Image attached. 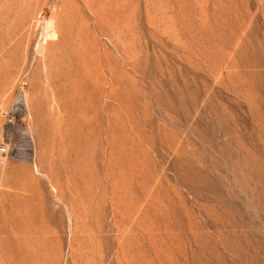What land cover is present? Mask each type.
I'll return each mask as SVG.
<instances>
[{
  "label": "rangeland",
  "instance_id": "374dc122",
  "mask_svg": "<svg viewBox=\"0 0 264 264\" xmlns=\"http://www.w3.org/2000/svg\"><path fill=\"white\" fill-rule=\"evenodd\" d=\"M0 264H264V0H0Z\"/></svg>",
  "mask_w": 264,
  "mask_h": 264
},
{
  "label": "bare ground",
  "instance_id": "6f19581e",
  "mask_svg": "<svg viewBox=\"0 0 264 264\" xmlns=\"http://www.w3.org/2000/svg\"><path fill=\"white\" fill-rule=\"evenodd\" d=\"M9 1H10V0H9ZM11 1H12V0H11ZM13 1H14V0H13ZM10 3H11V2H10ZM27 3H28V2H27ZM22 4H23V3H22ZM17 7H18V6H17ZM8 8H9V7H8ZM27 8H28V6H27ZM27 8H25V9H27ZM10 9H11V8H10ZM21 9H22V8H21ZM63 9H64V8H63ZM19 10H20V9H19ZM13 11H14V10H13ZM22 11H23V10H22ZM24 11H25V10H24ZM65 12H67V11H65ZM69 12H70V11H69ZM18 13H19V12H18ZM21 13H22V16H23V15H24L23 12L20 11V14H21ZM15 15H16V14H15ZM25 16H26V15H25ZM27 16H28V15H27ZM51 16H52V15H51ZM53 16H54V15H53ZM56 16H57V15H56ZM57 17H58V16H57ZM42 18H43V17H42ZM29 19H30V18H29ZM68 19H69V18H68ZM27 20H28V19H27ZM42 20H43V19H42ZM52 20H53V19H52ZM52 20H49V21H51V22H50L51 24H53V23H52V22H53ZM56 20H57V18H56ZM56 20H55V21H56ZM21 21H23V18L21 19ZM38 21H39V20H38ZM49 21H48V23H49ZM61 21H62V20H61ZM68 21H69V20H68ZM25 22H26V21H25ZM46 22H47V21H46ZM46 22H45V23H46ZM22 23H23V22H22ZM62 23L64 24L63 21H62ZM59 24H61V23H59V21H58V24L55 22L54 25H57V26H58ZM63 24H62V25H63ZM68 24H69V23H68ZM42 25H44V24H42ZM57 26H56V27H57ZM64 26H66V25H64ZM64 26H63V28H62L63 30H64ZM68 26H69V25H67L66 27H68ZM45 27H46V26H45ZM45 27H43V28L45 29ZM49 27H50V26H49ZM53 27H54V26H52V28H53ZM56 27H55V28H56ZM59 27H60V26H59ZM32 28H33V27H32ZM44 29H42V30H44ZM46 29H47V27H46ZM56 29H57V31H58V30H61V31H62L61 28H60V29L56 28ZM56 29H55V30H56ZM36 30H37V29H36ZM47 30H48V29H47ZM66 30H68V29H66ZM45 31H46V30H45ZM53 31H54V30H53ZM61 31H60V33H62ZM58 32H59V31H58ZM63 33H64V32H63ZM63 33H62V34H63ZM45 34H47V33H45ZM52 34H53V32H52ZM65 34H66V33H65ZM54 35L57 36V34H55V33L52 35L53 37L49 34V36H51L52 38H55ZM60 35H61V34H60ZM44 36H46V37H47V40L49 39L50 41L56 39V38H55V39H50V37H49L48 35H44ZM61 36H62V35H61ZM61 36H60V37H61ZM77 36H78V35H77ZM48 37H49V38H48ZM67 37H68V36H67ZM75 37H76V36H75ZM57 38H58V36H57ZM78 38H79V37H78ZM42 40H43V39H42ZM44 40H45V39H44ZM44 40H43V44H44ZM62 40H63V39H62ZM67 40H68V39H67ZM69 40H70V39H69ZM75 40H76V39H75ZM27 41H28V40H27ZM57 41H58V40H57ZM57 41H55V42H57ZM28 42H29V41H28ZM52 42H53V41H52ZM52 42H51V43H52ZM74 42H76V41H74ZM41 43H42V42H41ZM57 43L59 44V42H57ZM70 43H71V42H70ZM43 44H42V45H43ZM45 44H46V46H48V45L50 44V42H49V44H48L47 42H45ZM45 44H44V45H45ZM77 44H78V43H77ZM42 45H41V48H42ZM44 45H43V46H44ZM69 45H70V44H69ZM46 46H44V47H45V50H47V49H46ZM52 46H53V45H52ZM54 46H55V45H54ZM37 47H38V45H37ZM73 47H74V46H73ZM47 48H48V47H47ZM55 49H56V48H55ZM45 50H43V51H45ZM57 50H58V49H57ZM57 50H56V51H57ZM45 53H46V51H45ZM46 54H47V53H46ZM54 55H55V54H54ZM69 55H70V54H69ZM58 57H59V56H58ZM45 59H46V58H45ZM49 59H50V58H49ZM50 60H51V59H50ZM63 60H64V59H63ZM53 61H54V60H53ZM65 61H66V60H65ZM42 63H43V62H42ZM50 64H51V62H50ZM62 64H63V62H62ZM64 64H65V63H64ZM43 65H45V64H43ZM65 65H66V64H65ZM54 66H55V65H54ZM44 67H45V66H44ZM42 68H43V67H42ZM46 68H47V67H46ZM55 69H56V67H55ZM43 70H44V68H43ZM44 71H45V70H44Z\"/></svg>",
  "mask_w": 264,
  "mask_h": 264
}]
</instances>
